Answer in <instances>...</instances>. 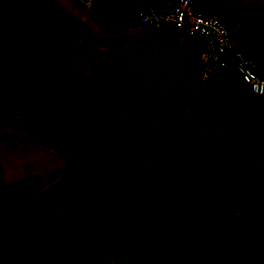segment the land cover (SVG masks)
Listing matches in <instances>:
<instances>
[{"label":"trees","instance_id":"obj_1","mask_svg":"<svg viewBox=\"0 0 264 264\" xmlns=\"http://www.w3.org/2000/svg\"><path fill=\"white\" fill-rule=\"evenodd\" d=\"M54 22L58 40L50 54L62 72L63 94L110 122L91 127L90 162L122 171L98 183L87 200L47 220L40 249L32 241L0 245V264L264 263V165L244 171L241 151L224 134L182 130L163 153V141L153 135L154 114L131 111L148 97L135 93L127 77L98 84L85 78L62 49L77 38L78 30L57 16ZM112 98H118L119 111L111 109ZM253 121L260 130L248 131L245 157L264 161V113ZM237 168L241 176L226 203L227 222L220 230L209 204L213 184L233 181ZM129 186L133 194H119ZM173 237L180 242L176 256Z\"/></svg>","mask_w":264,"mask_h":264},{"label":"crops","instance_id":"obj_2","mask_svg":"<svg viewBox=\"0 0 264 264\" xmlns=\"http://www.w3.org/2000/svg\"><path fill=\"white\" fill-rule=\"evenodd\" d=\"M172 1L0 0V232L5 230L4 223H14L9 220L25 216L19 210V193L41 192L43 184L53 182L68 164L63 148L42 138L34 124L10 112L24 109L26 95L21 88L24 73L20 71L15 74L14 87H9L10 47L20 51L27 43L31 47L41 43L45 45L43 56L47 54L46 48L51 51L58 40L55 16L78 30L77 38L63 44L62 49L74 59L85 78L98 84L127 77L135 93L148 97L146 104L131 111L153 113V135L162 141L179 131L195 129L203 120L213 129L224 126L218 122H226L235 101L244 94L247 100L251 94L258 96L233 69L224 75L210 73L198 89L202 38L178 36L167 25L156 26L139 19L140 11L161 9ZM199 6L221 17L235 45L252 55L257 70L264 74V0H202ZM25 26L34 33L28 42L24 39ZM44 34L49 35L48 41L42 38ZM41 79L51 86L48 78ZM63 88L62 97H47L39 110L65 108L67 116L72 115L75 103L63 94ZM14 95L18 98L10 102L9 97ZM261 102L251 107L247 102L243 111L249 114L252 108L264 113V101ZM219 110L225 113L223 119L217 116ZM228 126L231 127L229 122Z\"/></svg>","mask_w":264,"mask_h":264},{"label":"rangeland","instance_id":"obj_3","mask_svg":"<svg viewBox=\"0 0 264 264\" xmlns=\"http://www.w3.org/2000/svg\"><path fill=\"white\" fill-rule=\"evenodd\" d=\"M48 35V34H47ZM47 35H43V39L47 40ZM34 33L28 26L24 27V39L28 42V38L32 39ZM49 37V35H48ZM37 43V42H36ZM33 42L32 44H36ZM11 55L9 58V87H14L17 78L15 74L20 71L24 73V80L21 85L25 92L24 109H17V112L10 110L11 114L19 115L20 118L28 123L34 124L38 128V134L46 139L52 140L58 146L65 150L68 164L58 173L57 177L50 184H43L41 192L27 191L19 193V210L25 216L15 218L14 223H4L5 230L0 232V245L14 241H32L37 248L42 247L46 229L44 223L56 216L65 209L71 208L75 203L81 200H87L93 188L100 182H103L113 176L121 173L120 167L100 168L90 162V153L88 148V138L90 129L97 124L110 125V122L102 120L96 111L88 108L75 105L74 113L67 116L65 108L60 111H51L49 109H40L43 101L46 98L53 100L54 94L62 97L61 89L64 86L63 76L59 66L53 62L50 57V49L41 44L37 47L30 46L28 43L25 48L18 49L10 47ZM34 60V61H32ZM22 78V74L20 76ZM41 78H48L51 86H47ZM2 81L0 80V85ZM8 87V88H9ZM11 89V88H10ZM217 93L223 94L220 90L214 89ZM9 91V89H8ZM23 92V93H24ZM244 94V93H243ZM251 97V98H250ZM248 97L244 94L243 98L235 101L230 112L227 114L224 126H219L216 129L204 125V120L196 124L195 129H189V132L203 133L211 135L224 134L230 136L236 142L239 151L242 154L241 167L244 171H255L259 166L264 165V161L255 162L245 157L248 146V130H260L256 122L253 121V116H258L255 109H250L249 114L243 111L247 102L251 107L254 104H262L264 98L258 96ZM17 96L9 97L10 102ZM30 99H36V104ZM43 104H45L43 102ZM248 106V107H249ZM0 107H2L0 105ZM81 107V108H80ZM256 108V107H255ZM111 109L119 111L118 98L111 99ZM255 110V111H253ZM217 116L221 119L225 117V113L219 110ZM214 118V117H212ZM211 120V119H210ZM228 122L229 125L228 126ZM197 125H201L198 129ZM237 130V131H236ZM170 141L164 139V153ZM236 178L224 185H220L218 180L213 184L212 196L209 204L216 210L214 225L222 230L225 227L227 220L225 219V211L227 210L226 203L231 200L232 192L235 188L238 179L241 176V169H236ZM123 193L133 194L131 186L125 187L119 191ZM18 220V221H14ZM20 222V223H19ZM261 231V246L264 251V224L260 225ZM92 229L96 231L92 223ZM173 254L176 256L180 251V242L178 237H173L172 244ZM249 264H264L261 262Z\"/></svg>","mask_w":264,"mask_h":264},{"label":"built area","instance_id":"obj_4","mask_svg":"<svg viewBox=\"0 0 264 264\" xmlns=\"http://www.w3.org/2000/svg\"><path fill=\"white\" fill-rule=\"evenodd\" d=\"M202 0H173L161 9L139 12V19L156 26L167 25L178 36L197 35L203 40L198 89L210 73L224 75L233 69L250 91L264 97V74L256 68L252 55L238 48L229 27L217 13L204 11Z\"/></svg>","mask_w":264,"mask_h":264}]
</instances>
